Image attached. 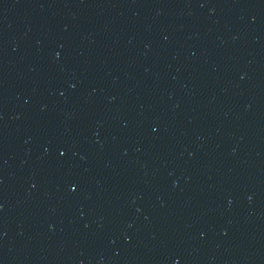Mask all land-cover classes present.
Returning <instances> with one entry per match:
<instances>
[{
	"label": "water",
	"instance_id": "95a60500",
	"mask_svg": "<svg viewBox=\"0 0 264 264\" xmlns=\"http://www.w3.org/2000/svg\"><path fill=\"white\" fill-rule=\"evenodd\" d=\"M0 264H264V0H0Z\"/></svg>",
	"mask_w": 264,
	"mask_h": 264
}]
</instances>
